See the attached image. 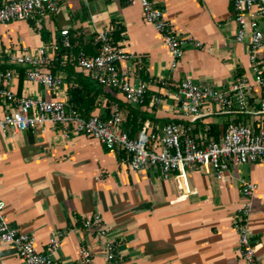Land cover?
<instances>
[{
  "label": "crops",
  "instance_id": "crops-1",
  "mask_svg": "<svg viewBox=\"0 0 264 264\" xmlns=\"http://www.w3.org/2000/svg\"><path fill=\"white\" fill-rule=\"evenodd\" d=\"M154 2L163 8L178 34L191 35L200 45L187 46L175 61L160 34L144 21L138 0H60L53 13L0 24V71H11L9 84L17 95L66 99L65 82L50 91L29 81L21 67L9 63L7 53L44 43L53 59L52 45L61 28H68L69 39L77 44V39L95 43L97 31L120 27L117 41L128 57L118 66L129 71L132 82L147 77L146 98L133 106L118 90L102 86L104 94L94 112L107 117L113 104L120 102L123 121L135 109L138 119L145 117L143 126L154 131L182 119L174 92L184 78L215 87L241 77L252 80L247 44L235 39L232 0ZM261 27L264 30V19ZM258 55L264 61V45ZM64 56L59 66L64 64ZM53 73L64 81L66 73L61 67ZM254 92L255 99L262 95L257 87ZM254 119L255 115L248 114H215L198 120L195 132L216 125L219 138L229 122ZM228 173L231 182L188 169L186 185L176 172L164 177L157 167L133 169L122 150L110 151L83 133L65 136L57 125L39 123L23 131L0 129V199L6 204V220L29 233L41 252L52 235L64 232L54 253L56 264H80L82 246L93 252L90 264L105 263L102 239L82 225L95 213L116 244L113 264H245L233 228L241 203V179L256 186L248 227L256 246V262L264 264V161L231 163ZM0 264L25 263L14 248L5 245Z\"/></svg>",
  "mask_w": 264,
  "mask_h": 264
},
{
  "label": "built area",
  "instance_id": "built-area-1",
  "mask_svg": "<svg viewBox=\"0 0 264 264\" xmlns=\"http://www.w3.org/2000/svg\"><path fill=\"white\" fill-rule=\"evenodd\" d=\"M143 19L160 34L163 43L174 60L182 57L189 45L199 46L200 42L191 35L178 34L165 18L163 8L154 0H138ZM60 0H4L0 4V24L15 20H28L42 17L57 10ZM233 18L237 24L235 39L246 42L252 80L241 77L233 82L215 87L208 82H196L184 78L177 85L174 97L182 119L164 124L160 130H149L143 126L134 136L122 129L123 116L117 103L113 104L107 117L93 113L88 118L67 110L65 98L46 100L27 95H17L10 86L11 71L1 70L0 105L3 115L0 117V129L11 128L23 131L39 123L59 126L64 135L83 133L96 138L108 150H122L127 155L133 169L159 168L164 177L176 172L187 185V170L198 169L205 174L212 173L219 180L232 181L229 167L231 163H253L264 161V61L259 58V50L264 45V0H232ZM37 28L40 25L37 22ZM114 27L96 32L95 54L80 51L77 56V68L102 86L118 90L130 105H141L145 101L148 82H132L129 71L118 66V62L128 57L122 46L113 37ZM60 42L71 47L68 28L59 31ZM56 49V42L53 43ZM10 64L21 67L25 78L55 91L65 83L59 74L49 68L51 56L47 45L41 43L33 49H22L7 53ZM74 58L65 54V60ZM173 62V65L175 64ZM254 87L262 95L255 99ZM159 97L155 101H159ZM255 115L252 122H229L218 139L208 135L209 126L196 133V122L215 114ZM255 184L249 180H240L241 203L237 210L233 228L239 236V252L245 264H257L256 246L250 239L248 219L252 210V196ZM5 202L0 199V256L5 245L14 248L25 264H56V252L64 232H58L49 238L45 251H38L33 237L14 226L5 217ZM83 227L94 231L102 239L105 263L113 264L117 249L114 240L106 228L101 226L98 213L86 218ZM93 252L82 246L80 264H90Z\"/></svg>",
  "mask_w": 264,
  "mask_h": 264
},
{
  "label": "trees",
  "instance_id": "trees-1",
  "mask_svg": "<svg viewBox=\"0 0 264 264\" xmlns=\"http://www.w3.org/2000/svg\"><path fill=\"white\" fill-rule=\"evenodd\" d=\"M31 24L33 25V22H31ZM120 31L121 28L115 26L113 31L114 40H118L120 38ZM41 36L44 40L47 39L44 32H41ZM77 41V44H75L74 38L70 37L71 47H65L60 42V37L56 38L55 55L50 61L49 68L53 72V70H55L56 68L61 67L66 73L64 77V82L67 86V110L73 111L82 117L88 118L90 115L95 113L94 110L99 105V97L103 95L104 92L102 90V85L91 80L87 74L77 68L76 59L79 54V51H84V53L86 54H95L97 52V44L91 41L83 43L80 42L79 39H77ZM70 53L74 55V58L71 60L67 58L64 64L62 66H59L62 55H69ZM143 78L146 79L147 77L145 76ZM21 80L22 71L20 72L19 83H21ZM117 104L120 105L121 103L118 102ZM136 114L137 110L130 109L129 116H127V118L121 124L122 129L127 131L130 136H134L142 128L143 120L145 119V117L143 116L141 117V119H138L139 115L137 116ZM216 128V125H212L208 130V135L212 136L214 139L218 138V129Z\"/></svg>",
  "mask_w": 264,
  "mask_h": 264
}]
</instances>
